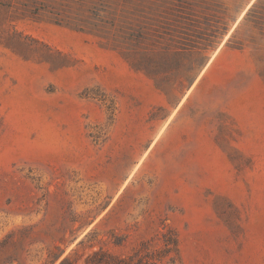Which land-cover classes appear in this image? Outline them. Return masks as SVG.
Listing matches in <instances>:
<instances>
[{
	"label": "rangeland",
	"instance_id": "rangeland-1",
	"mask_svg": "<svg viewBox=\"0 0 264 264\" xmlns=\"http://www.w3.org/2000/svg\"><path fill=\"white\" fill-rule=\"evenodd\" d=\"M264 264V0H0V264Z\"/></svg>",
	"mask_w": 264,
	"mask_h": 264
},
{
	"label": "trees",
	"instance_id": "trees-1",
	"mask_svg": "<svg viewBox=\"0 0 264 264\" xmlns=\"http://www.w3.org/2000/svg\"><path fill=\"white\" fill-rule=\"evenodd\" d=\"M68 262V258H64L59 264H66Z\"/></svg>",
	"mask_w": 264,
	"mask_h": 264
}]
</instances>
